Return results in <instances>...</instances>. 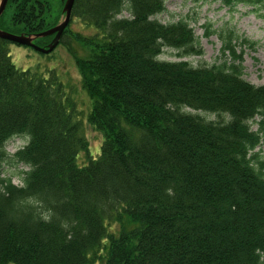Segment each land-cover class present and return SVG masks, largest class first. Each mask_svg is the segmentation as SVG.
Returning a JSON list of instances; mask_svg holds the SVG:
<instances>
[{
    "label": "trees",
    "instance_id": "16d2710c",
    "mask_svg": "<svg viewBox=\"0 0 264 264\" xmlns=\"http://www.w3.org/2000/svg\"><path fill=\"white\" fill-rule=\"evenodd\" d=\"M165 1L75 0L72 17L96 33L74 34L85 56L68 50L90 100L86 121L103 136L81 167L77 101L54 71L17 69L0 39V168L9 158L29 168L21 186L0 173V264H264V161L254 153L264 85L243 79L229 36L221 52L231 63L159 60L164 48L199 53L186 21L155 19ZM50 10L47 0H8L0 29L40 33L59 20Z\"/></svg>",
    "mask_w": 264,
    "mask_h": 264
},
{
    "label": "rangeland",
    "instance_id": "374dc122",
    "mask_svg": "<svg viewBox=\"0 0 264 264\" xmlns=\"http://www.w3.org/2000/svg\"><path fill=\"white\" fill-rule=\"evenodd\" d=\"M47 1L51 7L50 17L53 19L59 15V22L63 18L62 8L65 0ZM128 17L129 14L126 11L117 16V18ZM155 19L162 24L186 21L193 29L196 39L195 48L199 50L198 54H183L182 50L164 48L158 57L159 60L186 61L193 67H209L213 64H221L223 61L231 63L230 56L227 54L224 56L221 52L229 36L236 53L242 55L243 79L256 86L264 85V8L259 4L239 2L232 7H225L215 0H166L165 11L157 15ZM68 29L70 33L65 40L69 45L60 44L49 54H41L32 48L13 43L8 44V52L13 64L19 70H30L44 77H48V73L54 71L59 81L63 83L65 92L77 101L81 110L84 135L88 141V153H80L76 159L77 165L81 167L87 164V155L94 159L100 155L103 136L86 121L90 100L81 89L80 75L68 48L71 47L78 56H85L81 46L75 42L74 34L90 37L96 31L74 17H71ZM186 111L207 120L218 119L215 115L201 111ZM255 120L250 123L253 131L258 130V120ZM19 145L10 141L6 151L12 155ZM254 153L264 161V139ZM28 170L27 166L9 158L1 164L0 173L2 177L10 178L12 183L21 186L24 172ZM108 225L113 230L118 229L117 224ZM94 264H103V261H97Z\"/></svg>",
    "mask_w": 264,
    "mask_h": 264
},
{
    "label": "water",
    "instance_id": "95a60500",
    "mask_svg": "<svg viewBox=\"0 0 264 264\" xmlns=\"http://www.w3.org/2000/svg\"><path fill=\"white\" fill-rule=\"evenodd\" d=\"M8 0H0V16L3 14ZM75 0H65L62 8L63 18L53 27L37 34H13L0 29V39L10 43L32 48L41 54L51 53L59 44L60 39L69 26L72 17V8ZM52 37L46 48L37 46L34 41L39 38Z\"/></svg>",
    "mask_w": 264,
    "mask_h": 264
}]
</instances>
